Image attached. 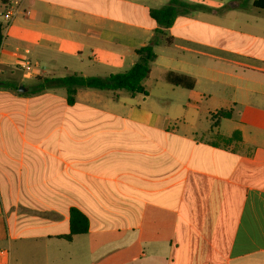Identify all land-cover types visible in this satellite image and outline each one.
I'll return each mask as SVG.
<instances>
[{
	"label": "crops",
	"instance_id": "obj_1",
	"mask_svg": "<svg viewBox=\"0 0 264 264\" xmlns=\"http://www.w3.org/2000/svg\"><path fill=\"white\" fill-rule=\"evenodd\" d=\"M168 2L0 0V100L20 141L0 130V264H264V18L200 35L178 15L141 83L154 68L149 105L144 86L79 88L72 106L63 88L28 93L130 69ZM71 208L88 231L65 239Z\"/></svg>",
	"mask_w": 264,
	"mask_h": 264
},
{
	"label": "trees",
	"instance_id": "obj_2",
	"mask_svg": "<svg viewBox=\"0 0 264 264\" xmlns=\"http://www.w3.org/2000/svg\"><path fill=\"white\" fill-rule=\"evenodd\" d=\"M4 1V0H1ZM200 5L188 4L182 0H170L168 4L149 11L150 17L154 20L156 28L154 34L156 41L152 45H145L135 50L137 61L128 70L109 74L105 77L99 76H81L77 73H70L64 77H45L33 86L28 88V93L35 95L40 94L48 89L63 88L66 95V103L69 106L75 104L76 93L79 88H89L97 90H125L130 95L144 92L142 81L150 72V64L156 58L154 46L160 41L164 44H169L170 37L167 30L173 25L174 20L178 15L187 14L193 10L199 9ZM252 7L264 11V0H253ZM3 40V25L0 22V48ZM13 90H17L16 86H12ZM219 117H230V112L219 111ZM69 226L68 235L63 236L65 239H70L72 235L82 234L88 231V219L76 208H71L69 211Z\"/></svg>",
	"mask_w": 264,
	"mask_h": 264
},
{
	"label": "rangeland",
	"instance_id": "obj_3",
	"mask_svg": "<svg viewBox=\"0 0 264 264\" xmlns=\"http://www.w3.org/2000/svg\"><path fill=\"white\" fill-rule=\"evenodd\" d=\"M160 3H167L169 0H158ZM188 4L192 5H200L202 6H209V11L208 10H203L202 8L193 10L190 12L188 15L189 18L193 20H197L199 23H193L189 25V27L185 30V33L189 34H200V35H207L208 33H212L217 31V27L220 28H226L229 29L232 34L235 32H245V31H252L254 28L252 26V19L254 18H259L262 17L264 18V11L255 9L252 7V4L250 3L251 0H235L238 3L241 2V4H238V6L233 7L230 5V0H182ZM234 1V0H233ZM232 1V2H233ZM206 7V6H205ZM214 8L215 10L219 11L218 13H214ZM0 20H2L0 18ZM3 21V20H2ZM202 23H208V25L202 24ZM215 25V29L213 28L212 25ZM157 39V38H156ZM156 41V40H155ZM152 42H154L152 40ZM198 48H202L201 46H198ZM204 49V47H203ZM156 52L160 53L162 48L157 44L155 46ZM179 56L183 57L184 59L188 58V53L184 51H178ZM174 53H176L174 51ZM193 58L195 59L196 63L200 68L205 67L208 63L209 59L202 57V56H197L195 54H191ZM217 65V62L215 63ZM154 67V66H153ZM156 75V71H154L153 68V74L150 77V80L148 83H146V87L144 86V83L142 86H144V89L146 91V95L149 94V97L146 101V104L149 105L151 100H154V91L155 88L153 87V78ZM237 81V80H236ZM219 89V87H218ZM63 90V89H62ZM88 90V91H97L95 89H89V88H81V91ZM120 92V97L123 98H129L128 92L125 90H117ZM109 92V91H107ZM10 105L8 102L5 100H0V130H2L3 133L6 131H11L12 134V142L11 144L19 143L18 137L15 135V128L13 125L10 124V121L7 117L3 116V113L6 111H9ZM237 111V110H236ZM175 120H172L171 126L174 125ZM212 128H215L214 126L211 125ZM210 127V128H211ZM18 129L21 131L23 129L22 125H19ZM208 139V136L206 137Z\"/></svg>",
	"mask_w": 264,
	"mask_h": 264
},
{
	"label": "built area",
	"instance_id": "obj_4",
	"mask_svg": "<svg viewBox=\"0 0 264 264\" xmlns=\"http://www.w3.org/2000/svg\"><path fill=\"white\" fill-rule=\"evenodd\" d=\"M3 19L5 20V21H8V20H10V18H11V12L8 10L5 14H3Z\"/></svg>",
	"mask_w": 264,
	"mask_h": 264
},
{
	"label": "water",
	"instance_id": "obj_5",
	"mask_svg": "<svg viewBox=\"0 0 264 264\" xmlns=\"http://www.w3.org/2000/svg\"><path fill=\"white\" fill-rule=\"evenodd\" d=\"M152 44H149V46H151ZM18 91H24L25 90V88L23 87V86H19L18 88Z\"/></svg>",
	"mask_w": 264,
	"mask_h": 264
}]
</instances>
